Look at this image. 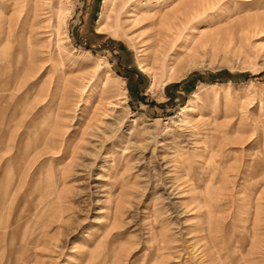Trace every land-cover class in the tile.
<instances>
[{
  "label": "rangeland",
  "instance_id": "374dc122",
  "mask_svg": "<svg viewBox=\"0 0 264 264\" xmlns=\"http://www.w3.org/2000/svg\"><path fill=\"white\" fill-rule=\"evenodd\" d=\"M197 2L0 0V264H264V0Z\"/></svg>",
  "mask_w": 264,
  "mask_h": 264
},
{
  "label": "bare ground",
  "instance_id": "6f19581e",
  "mask_svg": "<svg viewBox=\"0 0 264 264\" xmlns=\"http://www.w3.org/2000/svg\"><path fill=\"white\" fill-rule=\"evenodd\" d=\"M212 1H214V0H203L202 2L204 3V4H201L200 2H197V0H192V2H197V6H198V4H201V5H208L209 3H211ZM124 5H122L121 6V8L123 7ZM121 8H119V9H121ZM190 9H196V5H194V3H192V4H189V5H186V6H184V7H177V6H175L171 11H170V13H163V14H160V13H158V14H156L155 15V17L157 18V19H153V24H160L161 25V29H164V30H166V31H168V35H171L172 33H174V31L173 30H177V28H178V26H179V24L180 23H184V20L182 21V19L186 16H188L192 11L190 10ZM200 9V8H199ZM198 9V10H199ZM193 10V11H194ZM195 12H196V10H195ZM198 12V11H197ZM194 13V12H193ZM190 16V15H189ZM111 18V16L110 15H108L107 14V11L105 12H103L102 13V19L104 20V19H110ZM115 19H116V21L118 22V20H119V12H116V17H115ZM184 26V25H183ZM180 27H181V25H180ZM185 29V28H184ZM163 32V31H162ZM177 33V32H176ZM172 35H174V34H172ZM171 35V36H172ZM164 37V36H163ZM182 40V39H181ZM167 42V41H166ZM163 43V42H162ZM160 46H161V44H160ZM159 46V47H160ZM164 46V45H163ZM162 47V46H161ZM160 47V48H161ZM190 47V46H189ZM160 48H158V51H159V49ZM162 49V48H161ZM160 49V50H161ZM160 52V51H159ZM161 52H162V50H161ZM160 54V53H159ZM159 54L156 52L155 53V60H156V62L159 60ZM177 54V53H176ZM163 59H165V58H163ZM162 62H164L163 60H162ZM161 62V63H162ZM175 65V64H174ZM162 67H164V65H161ZM143 69H145V65L144 66H141ZM171 68H172V66H171ZM174 68V67H173ZM163 70V69H162ZM174 71V70H173ZM164 73V72H163Z\"/></svg>",
  "mask_w": 264,
  "mask_h": 264
}]
</instances>
